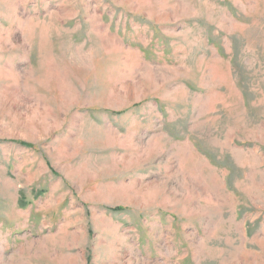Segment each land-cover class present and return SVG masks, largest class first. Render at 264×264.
I'll use <instances>...</instances> for the list:
<instances>
[{
  "label": "rangeland",
  "instance_id": "rangeland-1",
  "mask_svg": "<svg viewBox=\"0 0 264 264\" xmlns=\"http://www.w3.org/2000/svg\"><path fill=\"white\" fill-rule=\"evenodd\" d=\"M0 264H264V0H0Z\"/></svg>",
  "mask_w": 264,
  "mask_h": 264
}]
</instances>
